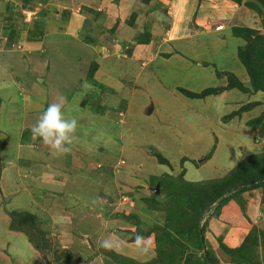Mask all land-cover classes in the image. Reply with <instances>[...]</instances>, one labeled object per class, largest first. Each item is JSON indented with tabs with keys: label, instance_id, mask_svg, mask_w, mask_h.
I'll return each mask as SVG.
<instances>
[{
	"label": "rangeland",
	"instance_id": "rangeland-1",
	"mask_svg": "<svg viewBox=\"0 0 264 264\" xmlns=\"http://www.w3.org/2000/svg\"><path fill=\"white\" fill-rule=\"evenodd\" d=\"M224 1L231 3L229 10L242 14H230L229 19L221 5L223 8L212 9L215 18L208 17L199 24L192 10L187 19L188 29L182 30V11L166 9L165 13H158V20H151L143 18L142 9V18L131 14L124 20L122 25L128 29L125 34L113 22L104 24V11H100L103 18L95 19L94 9L72 8L71 13L82 19L77 24L81 26L80 33L66 40V45L56 43L58 54L50 53L55 50V43L39 52L40 56H51L41 62L48 70L45 84L34 79L41 75L39 68L33 67L39 60L24 63L23 54L19 53L21 68L16 61H8L10 66L5 69L9 77L3 79L0 74V86L7 84V88L0 89V165H12L16 177L15 181L12 176L5 182L8 192L0 193V203L5 200L6 212L35 213L45 230L47 246L39 250L33 245L40 241V233L33 230V244L24 232H9V219L2 212L0 248L4 249L0 252L7 260L0 257V264H106L115 256L147 262L157 255L154 236L130 241L132 234L128 230L137 227L153 231L166 226L172 237H178L184 233L172 235L171 231L185 229L177 223V212L162 200L168 193V184L164 185L168 181L162 178L163 185H159L156 194L159 197H153L159 184L157 178L183 171L188 181L219 179L245 157L264 151V136L257 132L264 118V92L250 91L249 76L237 56L238 49L245 48V41L231 36V30L224 31L225 27L249 25L261 33L259 16L255 23L256 12L245 5L258 1ZM32 3L26 4L25 9L22 0H0V31L7 32L6 43L1 42L0 47L18 49V40L13 38L19 33L23 40L25 31L30 30L32 35H28L33 38L51 29L43 25L42 30L48 15L39 21L40 5ZM67 3L51 2L49 11L56 7L59 16L65 13ZM50 14L52 17V11ZM175 25L176 34H164V29H174ZM185 43L191 45H182ZM5 60L0 59V72ZM12 62L15 65L11 66ZM92 62L97 63L94 81L87 76ZM23 67L34 77L26 75ZM233 79L249 91L230 88ZM184 88L197 96L209 88L216 92L192 98L181 92ZM58 94L66 96L65 115L75 117L79 129L71 153L54 157L32 136L31 127L37 119H25V115L31 112L30 115L39 117ZM35 95L40 98L36 108L30 103ZM81 101H85L84 105H80ZM91 109L99 117L95 118ZM259 117L262 118L257 123L248 124ZM145 146L153 150L149 152ZM160 158L166 162L161 163ZM256 191L261 193L260 188H255L243 195ZM245 199L246 215L256 222L258 260L264 264V235L260 232L264 233V203L260 200L253 212L249 199ZM227 206L220 209L221 216L227 214ZM209 212L208 209L203 214L199 224ZM208 231L207 224L203 230L205 248L212 249L219 264H242L231 262L222 251L217 241L219 235H213L217 245L214 250L213 241L206 238ZM187 237L190 239L182 238L186 253L200 258L203 251L197 249L194 237ZM103 246V255L97 253ZM166 254L175 252L167 247L162 256Z\"/></svg>",
	"mask_w": 264,
	"mask_h": 264
},
{
	"label": "trees",
	"instance_id": "trees-1",
	"mask_svg": "<svg viewBox=\"0 0 264 264\" xmlns=\"http://www.w3.org/2000/svg\"><path fill=\"white\" fill-rule=\"evenodd\" d=\"M30 0H22L24 7ZM237 4L240 3V0H229ZM258 1V4L251 2H245L250 9L254 10L260 18L262 28H264V0H255ZM38 25V22L35 23ZM32 34L31 31H28ZM233 36L242 38L246 45L244 49H238L237 56L244 65L246 72L250 80V91L264 92V33H259L255 29L249 27H239L234 26L231 28ZM40 34V33H39ZM38 34V35H39ZM35 35V36H38ZM12 36L10 32L9 37ZM148 40L146 37L145 41ZM97 68V63L92 62L89 66L87 76L90 81L93 80V74ZM94 81V80H93ZM230 88L235 87L242 91L248 92V88L243 87L239 80L233 79ZM181 92L189 97L196 98L203 95L212 94L216 92L215 89L209 88L204 90L198 96L187 89H182ZM189 94V95H188ZM85 101H81L80 104L84 105ZM92 113L96 116L99 114L93 109ZM262 117L254 119V121H248V124L257 123L261 120ZM263 123L257 129L258 135L264 136V118ZM161 163L166 162L164 159H159ZM185 172H180L176 176L165 177L166 175L157 178L159 185H163L164 180L168 183V193H165V197L162 199L165 204H169L173 212H177V223L183 224L185 227L184 230L175 229L174 232L171 231L172 235L175 233H184L180 234L178 237L171 236L170 232L166 229V226L160 230H151V231H142L137 230V227L133 230H128L132 237L130 241H137L139 239H144L147 237L154 236V249L157 252L156 257L147 262L140 263L135 262L132 259H126L124 257L115 256L110 260H107L106 264H125V261L130 262V264H180L183 261V264H209L205 259L203 253L200 258L191 254L190 252L186 253L187 247L184 244L182 238L190 239L187 236L194 237L196 247L202 251L201 239L198 231L199 220L202 218L203 214L208 211L203 222V230L205 232L209 218L212 216L221 218L224 221H228L231 215L233 214L234 208L238 209L239 214L242 220L247 224L251 225L248 233L245 237L235 246H230L223 241V235L217 238L220 248L225 252L231 262L233 263H242V264H260L258 260L257 252V229L254 224L251 223L249 218L246 215L245 211V199L241 196L245 191L252 190L255 188L261 189V201L264 203V151L247 156L241 160L237 165H235L224 177L219 179H209L203 181H188L184 178ZM164 180H163V179ZM153 197L158 198L159 195L154 193ZM159 200H161L159 198ZM233 202L234 206H230V213L221 216L219 211L229 202ZM214 207L211 206L215 203ZM169 206V207H170ZM168 208V207H167ZM10 217V229H15L17 231L24 232L28 241L32 243L31 230L34 232L40 233L38 243L33 244L37 249H46L47 242L45 240V230L41 227V221L37 218L35 213L29 211H7ZM127 216V215H126ZM166 218V217H165ZM170 218V217H167ZM184 219V221H183ZM229 224V223H227ZM127 231V230H126ZM262 235L264 233L260 231ZM42 234V235H41ZM45 237V238H44ZM192 242V241H191ZM264 246V240H263ZM204 244H207L206 239H204ZM175 246V247H173ZM174 250L175 254H166L162 256L166 248ZM105 247L103 246L100 252L102 255L105 252ZM211 248L207 249L208 258L210 264H219L217 257L211 252ZM99 253V254H100ZM100 254V255H101ZM169 257V258H168Z\"/></svg>",
	"mask_w": 264,
	"mask_h": 264
},
{
	"label": "crops",
	"instance_id": "crops-1",
	"mask_svg": "<svg viewBox=\"0 0 264 264\" xmlns=\"http://www.w3.org/2000/svg\"><path fill=\"white\" fill-rule=\"evenodd\" d=\"M31 1L34 2V3H32V5L33 4L35 5L36 3L37 4L35 6L40 5L41 11H39V13H37L39 15V17H38L39 21H41L40 17L48 15L47 16L48 20L44 19V21H43L44 23H42V26H41L42 30H43V25L45 27H46V25H48L51 27V29L47 30V32H45L44 35L39 34V36L33 37V38L28 35L27 31H25V33L27 35L24 36L23 40H21V37H20L21 34L19 33L18 35H20V36L13 38V40H15V39L18 40V44L16 45L18 47V49H8V48L0 47V59H2L4 57L6 58L4 65L1 67L0 74H2L3 79L9 77L8 72L5 68L10 66L9 62H8L10 59H12L13 61H16V65H20V68H21V66H22L21 59L18 56L19 53H21V54H23L24 63L27 62L28 64L29 63L31 64L32 62H36L37 60H39V61H37L36 64H33V67H36L37 69L39 68V70L41 71L40 77H38V75H37L39 72L38 70H36L35 74L37 75V77L35 78L33 76V74L31 75V73H29L28 68L23 67V69L25 70L24 73L26 75L30 74V76L34 77V79L37 82H39L40 85L45 84L46 80L48 79V78H46V75H45V73L48 70L45 71L44 65L41 62H43V61L46 62V60L51 58V56L49 58L48 57L46 58V56H44L43 54L40 56L39 52L43 50V47L48 48L49 45H51L52 43H55L54 44L55 50L51 49L50 53H52L51 55H55V53L58 54L57 49H59V46L57 44L66 45V44H68V43H65L66 40L73 39V38H75L74 35H78V33H80L81 26H78L77 24L80 20L82 21V19L79 20L80 17H77V16L73 15V13H71L70 9H72V8H74L76 10H77V8H80V9L82 8V9H86L87 11H89V9L90 10L94 9V18L95 19L97 17H99V19L103 18V16H101L100 11H104V13H105L104 18H103V19H105L104 24L107 25L108 22H113L114 27L118 26V31H120L122 29V32H124V34L127 33L126 30H128V29H127V27L125 29V26L122 25V23L131 14L135 15L136 19L140 18V17L142 18V15H143V18L146 16V17L152 18L151 20H153V19L158 20L159 19L158 13H160L161 11H164V13H165L166 9L167 10H170V9L174 10L176 13L182 11V13L185 15V18H184L185 22H183L182 26H181L182 30L188 29L187 19L192 15V10H193V15L195 16V21L199 22V24H201L200 22L206 21L208 17L215 18L213 15L214 12L212 10L213 7L218 8V7L224 6V8L223 7L222 8L224 10V13L226 11V13H225L226 16H229L230 14L240 16L242 14V13H238V12L236 13L235 11L229 10L228 8L231 5V3L226 2L224 0H64V1H68L67 5L69 4L67 6V9H64L65 11H63L65 13H63V14L59 13V16H58V12H57L58 9L56 10V7H54V9H53L54 11L51 10L52 14H53V16L51 17L50 16L51 11H49V9L51 8V6L49 8L50 3L55 1L57 4H59V2H62L63 0H42L41 2H39V1L37 2V0L36 1L30 0L27 3V5ZM156 4H160V5L156 6ZM27 5L25 7H22V8L26 9ZM63 6H65V5L63 4ZM160 6H162V10H158ZM196 7H198V8H196ZM142 9L144 10V13L141 15ZM196 9H197V13H195ZM119 10H123V11L119 12ZM149 14H151V15H149ZM231 15L228 17L229 19L232 18ZM220 17H219V15L217 16V18H220ZM257 17H258V15L256 13L255 21H254L255 23L257 21ZM223 18H227V17L223 16ZM33 20H35V19H33ZM214 21L217 22L218 20L216 19ZM259 21H260V18H259ZM169 22H171V20ZM40 23L41 22H39V24ZM220 23H222V22H220ZM180 24L178 25L177 29L180 27ZM110 25L113 26L112 23ZM260 25H261V21H260ZM231 27H229L227 29L225 27V29H224L225 33H227V31H228V33H230ZM248 27L251 28L249 25H248ZM56 28H59L60 30L57 31ZM175 28H176V25L174 26V29H171V30H165L164 29L163 30V31H165L164 34H167L168 32L172 35L176 34L177 29H175ZM55 30L57 32H55ZM260 30H262V31H260L261 33H264V28H262V25H261ZM3 33L4 32L1 29V31H0V43L2 42V44H5L6 43L5 37H6L7 32L4 34ZM43 33H44V31H43ZM178 35H179V33H178ZM118 36H120V35H118ZM231 36H233V35L231 34ZM35 38H38V39H35ZM120 38L122 40H125V42L127 41V38L124 39L123 36H120ZM150 38H151V36H150ZM76 43H80V42H76ZM186 44L191 45L189 43H185L182 45H186ZM81 45H83V44H80L79 46H81ZM12 46H14V44ZM67 46H65V47H67ZM40 59H41V61H40ZM53 59H54V56H53ZM13 64L14 63L12 62L11 66H13ZM98 67H101V65ZM49 71L51 72V69ZM100 71H101V69H100ZM49 80H50V78H49ZM106 84L109 85V83H106ZM116 86H118V85L116 84ZM2 88L3 89L7 88V84L5 86L1 85L0 89L2 90ZM115 88H120V87H115ZM182 98H184V97H182ZM37 99H40V98L37 95H35V96L31 97V101H30L31 105H33V104L35 105V108L37 107L36 106L37 105V103H36ZM1 107L2 106H0V108ZM0 112H1V109H0ZM64 112H65V110H64ZM30 113L31 112H29L28 115H25V119L27 118V119L31 120L33 118L35 121L38 117L36 118V115H32V114L30 115ZM97 117H99V116L95 115V118H97ZM12 176H13V181H15V178H14L15 174L12 172V165H0V193L1 192H8V190L5 189V182L10 180ZM249 191H251V190L245 191L243 194H249ZM258 192L256 191L255 194L248 195V196H244L242 194V197L244 196V199L245 198L249 199L248 206L253 209V212H255V210L258 208V204L260 203V200H261V193H258ZM1 196L4 197L3 194H1ZM3 201H5V200H2V204L0 203V205H2V207L4 206ZM230 206H234L232 201L229 202L228 206L226 207L228 210L227 211L228 216L230 213V209H229ZM233 208H234V211H233V214L231 215L232 217H230L228 219L229 222L224 221L218 217L210 218L208 221L209 231L207 232L206 238L209 239L210 243L213 241V243H211V244H212V248L214 250L217 249L216 248L217 245L214 242L215 239H214L213 235L214 236L223 235V241L225 243H227L230 246H235L241 242V240L245 237V235L248 233V230L251 227V225H247L242 220L238 209H236V207H233ZM6 210L7 209L4 207L0 208V218H2V220H4L3 215H2V212H3L5 214L6 219H9V223H7V226H8L7 228L9 230V232L16 233L15 231L10 230V228H9L10 218H8ZM8 211H10V210H8ZM249 212H251V211H249ZM224 215L225 214H223V216ZM257 216L258 215H256V217ZM227 223H229V224H227ZM251 223L256 224L255 219L253 221L251 220ZM263 226H264V224H263ZM18 233H19V235L21 234L20 232H18ZM0 249H4V246L1 247ZM0 254H1L0 257L7 260L6 255L2 254L1 252H0ZM228 264H230V263H228Z\"/></svg>",
	"mask_w": 264,
	"mask_h": 264
},
{
	"label": "clouds",
	"instance_id": "clouds-1",
	"mask_svg": "<svg viewBox=\"0 0 264 264\" xmlns=\"http://www.w3.org/2000/svg\"><path fill=\"white\" fill-rule=\"evenodd\" d=\"M66 100L65 95L58 94L31 127L32 136L39 139L54 157L70 154L78 139L79 123L75 117L65 115Z\"/></svg>",
	"mask_w": 264,
	"mask_h": 264
},
{
	"label": "water",
	"instance_id": "water-1",
	"mask_svg": "<svg viewBox=\"0 0 264 264\" xmlns=\"http://www.w3.org/2000/svg\"><path fill=\"white\" fill-rule=\"evenodd\" d=\"M144 149L151 152L153 150V147L145 146ZM158 192H159V184L157 183L155 188H154V193L157 194ZM202 223L200 222V224H199V235H200V239H201L202 251H203V255H204L205 259L210 264V261H209L208 255H207V250H206L205 244H204V235H203Z\"/></svg>",
	"mask_w": 264,
	"mask_h": 264
}]
</instances>
